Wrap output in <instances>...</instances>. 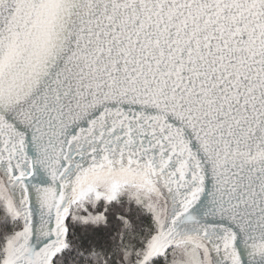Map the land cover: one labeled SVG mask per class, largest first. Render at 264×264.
<instances>
[{"label":"snow or ice","instance_id":"snow-or-ice-1","mask_svg":"<svg viewBox=\"0 0 264 264\" xmlns=\"http://www.w3.org/2000/svg\"><path fill=\"white\" fill-rule=\"evenodd\" d=\"M0 264H264V0H0Z\"/></svg>","mask_w":264,"mask_h":264}]
</instances>
